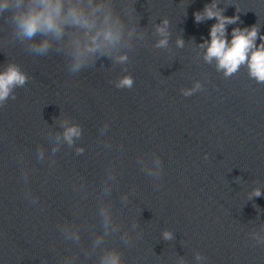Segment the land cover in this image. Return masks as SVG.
<instances>
[{
	"label": "clouds",
	"instance_id": "9594fccd",
	"mask_svg": "<svg viewBox=\"0 0 264 264\" xmlns=\"http://www.w3.org/2000/svg\"><path fill=\"white\" fill-rule=\"evenodd\" d=\"M105 5H93L91 0L84 4L83 0H4L0 3V13L6 9L13 12L11 17L15 24L16 37L22 41H31L37 34H42L46 38L38 43L28 44L27 47L38 55H44L51 47V41L47 37L60 39L65 34L66 27H75L84 30V35L89 43L84 44L83 52L79 40L75 41L76 56L72 65V71H78L84 63V52H96L101 48L113 46L119 42L122 29L119 21L112 19L111 10L103 15V20L99 26L97 13L102 12ZM216 5H206L202 13H196L197 22L207 18H215L217 23L212 25L210 30V41H205L207 45L205 60L211 62L213 58L217 60V68L224 70L225 77H229L243 64H247L249 75L257 83H264V34L259 31L258 25L245 28H234L231 39L226 36V25L235 24L238 16L226 17L221 11L214 10ZM163 26H157L156 31L164 36L157 43V47L167 45V25L165 19ZM93 30H95L93 32ZM257 40L260 41L257 44ZM178 46H183V41H177ZM205 45H201L204 47ZM120 62L127 59L126 56L117 58ZM30 77L23 72L19 65L8 63L5 70L0 72V107L4 105L12 90L16 87H23ZM133 78L131 76L122 77L118 83L119 88L131 89ZM199 89L201 86H195ZM193 90H185L184 95H192ZM12 99H16L12 95ZM80 135L79 128L76 126L68 127L63 133V139L69 145L73 143V137ZM84 149L76 150L77 155L82 154ZM253 195L260 196L259 189L254 190ZM135 223L133 228H135ZM127 235V234H125ZM165 240L172 239V233L165 230L163 232ZM101 264H122L120 253L110 251L102 258Z\"/></svg>",
	"mask_w": 264,
	"mask_h": 264
}]
</instances>
